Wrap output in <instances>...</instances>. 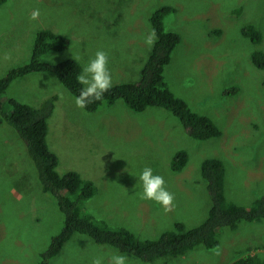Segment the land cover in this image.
<instances>
[{
    "label": "rangeland",
    "instance_id": "obj_1",
    "mask_svg": "<svg viewBox=\"0 0 264 264\" xmlns=\"http://www.w3.org/2000/svg\"><path fill=\"white\" fill-rule=\"evenodd\" d=\"M104 1L9 0L0 7V78L28 62L35 33L51 28L70 39L73 58L85 63L95 51L102 50L109 57L107 67L112 81H135L143 63L140 53L144 54L143 61L147 58L148 52L141 49L147 48L144 40L149 34L146 21L138 13L151 4L167 3L178 8L170 17L176 22L167 29L181 30L182 36V44L167 66V87L194 114L212 119L222 136L194 140L166 108L151 107L134 114L118 101L112 107L88 113L78 108L65 86L51 77H44L45 88L37 81L32 84V79L29 84L16 81L10 87L11 93L36 108L58 97L48 121L47 142L59 158V174L77 168L86 180L133 176L130 179L136 181V186L132 193L127 185H116L106 194L101 191L102 204L97 209L102 218L127 226L141 239L155 240L176 222L188 228L203 223L208 217L209 197L203 189L199 164L212 157L226 162L228 198L244 207L257 205L264 196V71L252 65L250 54L256 45L242 36L241 28L264 23L255 8L264 10V0H130L132 7L124 17H108L91 31L88 26L96 14L89 13V9ZM110 2L112 7L127 5L124 0ZM239 8L243 9L240 15L236 13ZM36 9L39 18L32 20L31 13ZM199 9L204 11L198 13ZM192 15L200 22L183 24ZM216 29L221 31L219 36L213 33ZM76 33L78 38H74ZM0 148L5 154L0 159V264H39L40 253L53 236L60 234L64 218L56 200L39 187L36 165L16 130L0 128ZM181 150L188 152V163L182 172L174 173L173 156ZM82 164H89V168ZM145 167L154 168L153 174L162 176L166 190L174 194L171 211L165 212L154 201L142 200L138 195L142 191L138 177ZM126 190L130 194L121 193ZM128 211L131 213L126 215ZM81 236L86 239L64 249L52 264H91L96 257L109 264L113 254H121ZM226 236L223 241L229 249L224 248L220 254L207 252L200 245L183 257L146 264H231L229 259L235 261L248 250L246 256L258 254L264 259V220L242 222L237 231H229ZM128 264L145 263L128 258Z\"/></svg>",
    "mask_w": 264,
    "mask_h": 264
},
{
    "label": "trees",
    "instance_id": "obj_2",
    "mask_svg": "<svg viewBox=\"0 0 264 264\" xmlns=\"http://www.w3.org/2000/svg\"><path fill=\"white\" fill-rule=\"evenodd\" d=\"M8 1L0 0V7ZM110 1H104L103 5L98 4L92 10L88 8L89 13L96 14V17L90 21L89 30L95 29L100 21L108 17H124L132 7L130 0H124L127 4L125 7H112ZM232 1L239 3L244 0ZM137 3L140 4L138 1ZM86 6L88 7V4ZM255 8L256 13L261 15V22H264L262 16L264 10L259 6H255ZM202 11L204 9H199L197 12ZM176 12L173 5L163 3L160 5L151 4L150 8L138 13V16L146 21L150 31L155 30L157 37L154 46L148 50L147 58L142 63L141 79L137 83L114 84L101 100L88 104L84 108L86 112L96 113L106 106H114L118 101H122L134 114L144 113L151 107L166 108L180 120L194 140L206 141L222 136V130L212 119L194 114L187 104L172 94L167 87L163 74L164 68L170 62L171 52L182 39L181 30L167 29V27L172 28L173 23L176 22L170 21V17ZM242 12L241 8L236 10L238 15ZM194 15H196V11ZM194 15L186 19L183 24L186 25L193 21L200 22V20H194ZM177 24L179 27L182 26L178 21ZM98 29H100L99 26ZM213 33L219 36L221 31L216 29ZM188 34L191 36L189 32ZM241 34L258 46L264 39L259 24L244 25L241 28ZM78 36L79 34L76 33L74 38H78ZM70 45L71 41L65 34L51 28H42L32 38L30 60L11 69L4 77L0 78V128L14 129L25 140L29 156L38 170V185L43 193L51 195L56 200L64 218V227L60 234L53 236L50 245L40 253L42 261L39 264H46L49 261L52 264L64 249L75 246V242L86 239L81 235L88 236L98 245H107L115 252H120L128 258L141 259L145 264L159 259L183 257L200 245H203V249L207 252L220 254L224 248L229 249V245H225L226 242L223 241V236L227 237L226 234L229 231H237L242 222L252 223L264 220V196H261L257 205L252 207H244L235 203L233 198L231 200L228 198L226 176H229V173L226 162L220 157H212L203 161L201 165L199 164L200 175L205 183L203 189L205 195L209 197L208 217L201 225L188 228L186 224L176 222L171 230L155 240H150L141 239L123 224H113L102 218L97 209L102 204L99 199L100 192L106 194L116 185L122 187L127 185L128 190L132 193L136 184L135 180L130 179L133 176L127 175L129 178L91 177L86 180L77 168H71L63 175L59 174L57 170L59 158L48 147L47 142L48 121L53 115L58 97L53 96L41 107L36 108L20 95L12 94L10 90L14 82L21 81V83L29 84L31 83L29 79L35 80L32 84L35 85L37 81L45 88L47 86L45 78L51 77L60 86H65L72 97L78 96L84 85L77 81V76L82 74L84 67L90 59L94 58L98 50L93 53L94 55L90 59L82 63L73 58ZM134 45L139 46L137 43ZM251 61L257 69L264 71V44L262 49L259 47L252 52ZM95 130L100 131V129ZM123 134L125 133L122 132ZM4 156L5 154L0 148V159ZM188 159L187 151L181 150L176 153L171 164L172 171L174 173L182 172L187 166ZM83 166L89 168V164ZM239 167L244 168L243 166ZM121 193L127 195L129 192L126 190ZM97 196L98 198L95 200ZM93 200H95L96 206L91 204ZM129 213L131 211H128L126 215ZM248 251L242 254L243 257L235 261L229 259V262L231 264H264V259L258 254L246 256Z\"/></svg>",
    "mask_w": 264,
    "mask_h": 264
},
{
    "label": "clouds",
    "instance_id": "obj_3",
    "mask_svg": "<svg viewBox=\"0 0 264 264\" xmlns=\"http://www.w3.org/2000/svg\"><path fill=\"white\" fill-rule=\"evenodd\" d=\"M197 1L200 2V0H197ZM174 7L176 8L178 12V8L176 6ZM39 15H40V12L38 9L33 10V12L31 13L30 19L36 20L39 18ZM260 27L262 28V31L264 34V23L260 25ZM147 30L149 34L146 36L144 40V43L147 45V48L141 49V50H144L145 52H148V50L151 49L152 46H154L155 41L157 39L155 30L150 31V27L148 25H147ZM180 43L182 44V39ZM179 44H177L176 47L171 52L170 62L164 68L163 74H164L165 81L168 86L169 84L166 80V70L172 64L174 53L180 47ZM263 44H264V39L260 46L256 45V49H258L259 47L262 49ZM251 55L252 53L250 54V61H251ZM140 56H142V59L140 60V62H143L144 54L140 53ZM108 63H109V57L107 53L102 50H98L95 53L94 58L90 59V61L84 67L82 74L77 76V81L80 84L84 85V87L80 90L79 95L75 97V104L78 108L84 109L86 108L88 104H91L94 101L101 100L104 94L107 93L111 89L112 85L118 83L115 81V79L112 81L111 74H110L111 70H108V67H107ZM142 67H143V64H142ZM257 70L261 71L260 69H257ZM140 72H141V69H140ZM140 72H139V79L135 81H130V82L137 83L141 79ZM138 183L142 188V191L138 193V195L140 196L142 200L154 201L156 204L160 205L165 212L172 210L174 194L166 190L164 178L160 175H154L152 168L145 167L142 170L141 174L138 177ZM91 264H104L103 258L102 257L93 258ZM109 264H128V257L124 254H113L109 260Z\"/></svg>",
    "mask_w": 264,
    "mask_h": 264
}]
</instances>
